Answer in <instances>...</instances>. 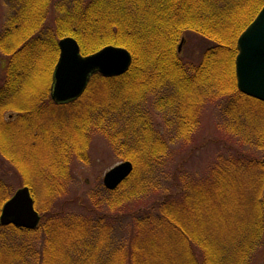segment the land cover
Instances as JSON below:
<instances>
[{
	"label": "trees",
	"instance_id": "1",
	"mask_svg": "<svg viewBox=\"0 0 264 264\" xmlns=\"http://www.w3.org/2000/svg\"><path fill=\"white\" fill-rule=\"evenodd\" d=\"M14 2L15 14L0 36V50L8 57L0 87V150L5 153L0 156L16 172L27 169L22 159L33 153L38 138L32 117L44 116L41 106L48 103L55 111L66 110L44 126L59 156L50 165L57 180L69 181L75 159L86 162L89 128V133L102 132L116 159L130 160L134 170L117 189L104 186L113 194L104 202L110 213L103 214L102 206L93 211L103 203L98 201L85 217L67 206L53 208L36 229L0 224V257L5 255L0 264L264 261V145H256L260 157L219 147L204 180L186 169L187 157L178 158L179 148L192 143L206 104L220 113L221 131H234V122L264 110L262 101L238 90L235 68L238 38L264 0ZM50 13L54 28L45 25ZM191 31L210 42L197 65L178 50ZM65 36L78 41L83 55L107 45L126 48L130 69L120 76L95 74L81 98L57 105L51 82ZM7 113H16L15 120H7ZM0 168L1 212L14 187ZM136 199L141 206L130 208ZM62 217L70 222L73 217L74 224ZM78 229L85 234H76Z\"/></svg>",
	"mask_w": 264,
	"mask_h": 264
},
{
	"label": "rangeland",
	"instance_id": "2",
	"mask_svg": "<svg viewBox=\"0 0 264 264\" xmlns=\"http://www.w3.org/2000/svg\"><path fill=\"white\" fill-rule=\"evenodd\" d=\"M86 1L89 0H84V2ZM15 5L16 3L14 0H0V36L4 35L3 31L7 28L10 18L15 14ZM55 21L56 18L50 13L45 24L46 27L54 28ZM46 30L48 29H44V32ZM180 45L182 46L181 49H179ZM208 46H210V42L191 31L185 33L183 40L178 44V50L185 61L197 65V63H200L203 53L208 49ZM7 60V55L0 50V87L3 85L5 79ZM41 108L44 116H31L33 121L32 125L35 129H38V138L37 145H33V149H31L33 153L31 154L28 152V155L22 159L24 165L27 164V169L21 167L22 169L20 168L21 170L16 172L14 167L12 168L8 161L0 156V166L4 174H6V181L14 187L12 195L17 189L28 186L34 193L32 196L41 219H43L44 215H47L48 212L52 213L55 211L54 209L60 210V208H65V206L73 212H79L78 215L85 217L84 213L89 211L90 206L95 207L98 201L103 203L93 211H98L102 206L103 209H100V211L103 214L110 213L108 208L104 205V202L110 198L112 199L111 196H113V194L103 190V179L111 168L125 160L119 161L116 159V156L111 150L110 142L102 135V132L89 133V128L87 130L88 132L86 131L84 134V137H86L84 141L87 143V140L90 139L91 143V148L87 150L85 155L86 162H80L75 159L72 161L73 165L70 169L69 181L64 179L57 180L51 172L52 168L50 165L57 164L59 156L53 152L51 147L54 144V139L51 136L47 137V135H45L46 130H44V128L46 127L44 126L47 123H52L55 115L64 117L66 110L57 108L58 111H55L52 107L48 106V103L43 104ZM254 113L253 117L244 116L241 122H234L232 126L234 131L230 129L221 131L222 129L219 128V125L222 124L224 126V124L220 121V113L217 111L216 107H214V104H206L199 114L200 123L195 135L191 139L192 143L183 146L182 149L175 146V149L179 148V161L187 157V162L185 163L186 169L195 173V176L199 179L204 180L208 178V169L215 162L218 154H220V148L226 146V149L230 147L229 149H238L250 156L260 157L262 151L259 150V148L264 145V110H257ZM16 116V113H7L5 115L6 119L9 121H14ZM31 129L32 128L29 129V132ZM235 134H238V137L235 136ZM256 145H259V148H257ZM225 148H223V151L226 150ZM36 152L39 154H35ZM1 154L3 155L5 153L0 150V155ZM19 157L22 158V155H19ZM45 178L51 180H46ZM91 194L94 195L93 199L89 198ZM140 199L134 200L135 204L132 201L129 205L130 208L141 206ZM143 201L144 200H142V202ZM149 202L150 200L148 199L146 203ZM125 207L127 209V204ZM83 217L80 216L75 220L72 217V222L65 217L61 219L63 223L69 225L71 223L74 224L73 222L78 219H83ZM90 224L93 225V223H89V225ZM59 232L61 234H66L63 232V229H60ZM79 233L85 234L84 229H78L76 234ZM2 254L3 253H0V256ZM2 259H5V255L0 257L1 263L4 262ZM257 264H264V261H259Z\"/></svg>",
	"mask_w": 264,
	"mask_h": 264
},
{
	"label": "water",
	"instance_id": "3",
	"mask_svg": "<svg viewBox=\"0 0 264 264\" xmlns=\"http://www.w3.org/2000/svg\"><path fill=\"white\" fill-rule=\"evenodd\" d=\"M237 47L235 65L238 90L264 102V7L239 36ZM59 49L60 55L51 82V96L57 105L78 100L94 74L120 76L132 64L130 51L119 46L108 45L93 54L83 55L78 41L73 37H65L59 41ZM133 170L131 161L117 164L105 174V188L115 190ZM40 221L41 216L28 186L17 189L5 202L0 214V224L5 226L36 229Z\"/></svg>",
	"mask_w": 264,
	"mask_h": 264
},
{
	"label": "bare ground",
	"instance_id": "4",
	"mask_svg": "<svg viewBox=\"0 0 264 264\" xmlns=\"http://www.w3.org/2000/svg\"><path fill=\"white\" fill-rule=\"evenodd\" d=\"M54 72V71H53ZM52 76H53V74H52Z\"/></svg>",
	"mask_w": 264,
	"mask_h": 264
}]
</instances>
